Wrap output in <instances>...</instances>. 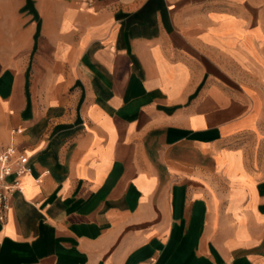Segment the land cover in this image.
Instances as JSON below:
<instances>
[{
	"label": "crops",
	"instance_id": "0c3cea01",
	"mask_svg": "<svg viewBox=\"0 0 264 264\" xmlns=\"http://www.w3.org/2000/svg\"><path fill=\"white\" fill-rule=\"evenodd\" d=\"M9 146L0 264H264V8L0 0Z\"/></svg>",
	"mask_w": 264,
	"mask_h": 264
},
{
	"label": "built area",
	"instance_id": "2783aa9c",
	"mask_svg": "<svg viewBox=\"0 0 264 264\" xmlns=\"http://www.w3.org/2000/svg\"><path fill=\"white\" fill-rule=\"evenodd\" d=\"M30 171V157L23 150L16 146H9L0 153V204L3 209L7 208L9 198L13 192L21 189V177Z\"/></svg>",
	"mask_w": 264,
	"mask_h": 264
},
{
	"label": "rangeland",
	"instance_id": "374dc122",
	"mask_svg": "<svg viewBox=\"0 0 264 264\" xmlns=\"http://www.w3.org/2000/svg\"><path fill=\"white\" fill-rule=\"evenodd\" d=\"M248 1L258 4L260 7L264 8V0H248Z\"/></svg>",
	"mask_w": 264,
	"mask_h": 264
}]
</instances>
